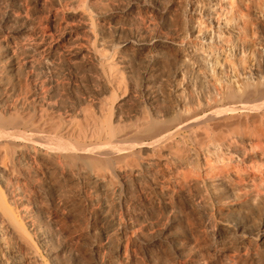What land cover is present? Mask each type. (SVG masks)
<instances>
[{"label": "rangeland", "instance_id": "rangeland-1", "mask_svg": "<svg viewBox=\"0 0 264 264\" xmlns=\"http://www.w3.org/2000/svg\"><path fill=\"white\" fill-rule=\"evenodd\" d=\"M126 2L127 0H0V34L2 33L1 35H3L0 44L3 49L2 51L8 57L9 63L14 66L13 69L19 75V77L16 74L11 75L13 78L12 82L19 85L18 99H26L35 92L42 93L46 90L55 91L58 94L57 103L59 102L64 107L69 103L76 105L78 98L86 97L84 100L87 108H90L92 112H96V95L94 94L105 91L104 93L107 99L105 101L109 106V118L113 117L112 115L114 114L111 113L115 112L116 106L123 101V110L126 113L132 112L137 107L142 106L152 119L156 118L157 120L165 122L168 120L171 121L180 112L181 115H186L187 111L188 116L190 110H194L196 107L204 108L207 103H211L210 100H213L212 96L218 99L220 98L225 81L228 82L230 80L233 85L239 88L241 81L246 75L252 73L255 68L260 69L264 66V0H140V3H137L134 7L135 9L131 11L126 10ZM155 2L158 3L156 4ZM81 13L88 14L91 17V20L87 24L88 28L91 27L92 32H89L91 38L94 35L99 37L102 29L106 28L107 30L105 32L109 36L108 40L113 41L119 35L124 36L126 34L125 31L121 33L116 32L115 24L122 25L124 22H130L133 24V29L142 37L148 38L154 36L155 38H165L168 44L166 46H162L161 44L155 45L151 49L152 53L136 48L138 50L134 51L135 55L133 53L132 56V73H126L119 71L121 68L117 65L119 64L117 63L119 61L118 58L123 55L124 49L121 48L122 51L120 50V47L115 43L116 39L113 41L115 44L112 43L110 45L109 41L104 42L101 39L93 40V37L92 41L94 43L92 42V44L94 45L92 46H95L97 49L100 47L99 50L102 53L108 48L107 52L104 53L107 58H103L106 73L103 77L104 79H102L99 76L96 66H93V61L89 59L90 54L87 55V51L91 50V45L86 40L89 37L88 33L82 32L81 26L85 24L79 18L72 22L73 14L79 15ZM7 19L17 26L16 29L6 31L7 29L3 26ZM87 27L85 25V28ZM5 37H8V39ZM74 38H77L76 41ZM76 52H84L85 54H78ZM150 53L152 55H149ZM146 54H148V57H145ZM148 62L154 65L156 69L155 74L161 80L158 82V106L160 109L158 116L150 108L149 100L143 90V84L145 82L142 72ZM115 63L116 65H114ZM113 65L116 68L118 67V70L114 69ZM114 72L117 75H114ZM108 73H111V75ZM106 87L109 88L108 91H106ZM213 93L214 95H212ZM254 101L253 103H256L260 100ZM86 104L84 107H86ZM197 108L196 110L199 109ZM260 109L262 110L261 114L264 115V106H261ZM242 111L243 114L246 113L245 115L249 114V110H239L238 112L242 114ZM65 112L63 109L61 114L64 115ZM191 113L193 111L190 112V115ZM202 117H204V114H201ZM204 118V121L200 125L197 124L187 127V129L186 127H182V130L178 131L180 134L175 132L174 137L172 136L173 140H175V145L181 142L179 144L186 146L195 155V160L193 162L190 160L188 166H186V169L189 167L188 170H190V178L188 181L191 182H188L187 185L183 184L181 176L183 169L178 167V163L173 158V155L171 154L169 156L166 152L160 151L164 144H161L162 140L159 141L160 143L155 142L152 145L151 143L149 144L148 156L143 152L142 148L136 147V155L137 157H141L138 158L140 162H146L151 158L155 159V157L158 158L161 156L158 153L162 154L161 157L166 156L164 157L165 162L163 160L160 169L164 174L166 173L165 179L167 177L168 180L166 181H169L167 190L171 192L168 195V200L165 201L175 207V214L179 217L177 225L180 226V230L187 233L185 240L188 243V258L179 261V258L173 254L172 246L165 241L157 242L153 244L155 247L152 245L149 248L154 249L156 252L158 251V253L160 252V257L162 256L161 260L168 261L171 259V262L174 264H185L187 260L186 264H264V244H262L259 238L260 236H254L258 242L256 245L247 246L245 249L241 248L242 250L240 249V252L235 253V256H233V253L227 255L224 262L220 260L222 258H219V248L224 247L226 242L218 234V224L216 223H219L225 215L220 214V208L218 205L216 206L215 200L212 197V189H209L211 180L217 176L223 175L225 177L227 176L226 178L230 181L233 180L232 183L236 187H239V202L241 201L247 204L248 209L242 214L243 220L250 227L264 226V133H259V130L264 132V125H262L264 124V116L255 121L249 119L247 116L245 125L243 122V125L240 124L238 126L239 129L237 128L239 123H237L230 126L222 124V127H218L220 130L215 128L214 121H209L206 117ZM248 119L251 122H248ZM255 123L258 125L261 124L259 130H256V126L258 125ZM207 125L210 128L209 130L206 127ZM246 125L248 128L246 127L247 129L244 131L242 128ZM248 125H251L250 128ZM193 127L195 130H193ZM225 127L230 128L227 131H231V133L223 131ZM211 128H214L213 130L216 129L215 131L218 130L217 132L220 134L223 131L222 136L218 135ZM222 128L223 130H221ZM240 128L242 129L241 132H239L241 130ZM191 129L194 133L197 130H203L204 133L209 134L208 139L210 138L209 141L211 140V142L207 141L210 147H208L209 144L207 141L204 143L205 145H202V148L196 145L195 140H193L194 138H192V136L194 137V133L191 135ZM233 130L238 133L243 132L242 136H245L244 134L246 133L244 132H247L249 136L253 130L254 132L257 131L255 134L258 133L262 136V143L257 147L252 145L253 142H249L250 140L248 141L249 144L247 141L241 144L239 141V136L241 135L238 133H236L238 135L236 137V134H233L235 138L230 137ZM209 131L213 132L210 134ZM226 132L229 138L226 137ZM254 132L251 135L252 138L255 135ZM212 134L215 136L218 135L219 137L213 135L214 137L211 138ZM178 135L183 136L179 137ZM223 135L226 137V140ZM213 140L218 141V144L214 145L215 142ZM221 142L224 144L226 142V146L221 145ZM231 142L233 145L238 144V142L240 143L238 146L241 147V153L243 155L233 153L228 148L225 149L227 144H232ZM234 142L237 143L235 144ZM204 147L207 148V152H205ZM218 148L219 150H217ZM212 152L215 153L213 154ZM154 170H157V168H154ZM113 175V184L121 188V195L127 196L128 198L126 197V201H120L113 196L107 199L108 202L104 200L102 203L103 207L101 205L100 211L108 218L107 224L104 223V227L114 225L118 228V231L116 230L117 232H115L116 238L114 237L111 247L117 248L118 244H124L127 248H137V251L141 248L139 251L141 256L139 255L140 259L138 261L144 262L146 256L143 254V251L148 246L136 241V235H133L134 238L128 230L127 234L126 226H128L131 220L137 219V215L141 210L145 214L147 213L148 218H154L158 221L161 220L159 227L167 224L173 216L169 215V219H164V205L158 202L159 199L157 198L159 197L157 196L156 190H153L146 180H140L139 183L141 184L138 185V178L131 177L130 180L128 179L129 182L124 183V179L119 174L114 173ZM73 186L70 184L68 187L71 193L69 192L70 202L68 205L70 209L67 210L72 213L71 218L68 220V227L69 229L72 228L71 232L73 235L77 232V235L74 236L78 244H80L78 247L84 249L88 248L86 246L90 233L87 226L88 224L90 226V221L88 222L89 217L85 213V208L79 203L81 202V195H79L80 197L76 195L78 192L73 189ZM204 188L206 189L203 190ZM221 189L228 194L226 185H222ZM204 191H206L205 195L211 198L212 216L209 215V218L201 209L195 208V206L202 203V200L197 197V194ZM73 195L75 198H73ZM77 202L81 205V210L79 209L80 213L78 210L75 211L78 205ZM228 203L230 204V201ZM237 203L236 206H238ZM71 205H74V211ZM236 206L235 208L238 209ZM74 213L77 216L73 215ZM99 221L95 223V228L98 233L99 229L103 226V223ZM121 224L123 226H120ZM122 228L123 230H121ZM159 229L148 223L146 226V234L149 237L155 236L159 233ZM77 236L80 238H77ZM232 239L237 242L236 237L233 236ZM234 241L233 243H236Z\"/></svg>", "mask_w": 264, "mask_h": 264}, {"label": "bare ground", "instance_id": "bare-ground-1", "mask_svg": "<svg viewBox=\"0 0 264 264\" xmlns=\"http://www.w3.org/2000/svg\"><path fill=\"white\" fill-rule=\"evenodd\" d=\"M137 3H140V0H127L126 10L131 11L135 9L134 7ZM155 3L157 4L158 2ZM77 18H79L80 21L82 20L81 22L85 24L86 27L91 20L90 15L81 13L79 15L73 14L72 22L76 21ZM85 25L81 26L82 32L88 33L89 37L86 40L89 45H91L90 49L92 50L87 51L88 53L86 52L87 55L90 54V58L87 55L85 56L93 61V66H96L98 69L99 76L104 79L103 77L105 76L106 70L103 65V58L106 57L104 53L107 52L108 48H105L106 51L102 53V51L99 50L100 47L97 49L95 46H92L94 45L92 44V38L94 37L93 40L101 39V41L108 42L109 36L105 32L107 29L103 28L99 33V37L94 35L91 38L89 35V32H92L91 27H87V29ZM115 25L116 32H126L124 36L119 35L117 39L115 38V43L120 47V50L121 48L124 49L123 55L118 58L119 61L117 62L119 63L117 65L121 68L119 71L132 73V56L134 51L138 50L136 48L151 52V49L155 45L161 44L162 46H166V44H168L165 38H155L154 36L148 38L142 37L133 29V24L130 22H124L122 25ZM3 27L8 31L9 29H16L17 26L7 19ZM1 34L0 41L3 36ZM5 38L8 39V37ZM113 41H109L110 45ZM134 48L135 50H133ZM2 50L0 44V264H174L171 262V259H169L170 261L161 260L162 256L160 257V252L158 253V251L156 252L154 249L149 248L160 241H165L172 246L173 254L179 258V261L187 259L188 243L185 240L187 238V233L180 230V226L177 225L179 217L175 214V207L165 201L168 200V195H170L171 192L167 190L169 181H166L168 180L167 177L165 179L166 173L164 174L160 169L164 157L166 156L163 154L164 157H161L162 154L158 153L159 156L161 155L160 157H155V159H149V157V160L146 162H140V159H138L140 156L137 157L136 155V147L142 148L143 152L148 156L149 144L151 143L152 145V143L162 140L161 144H164L160 151L166 152L169 156L171 154L173 155V158L178 163V167L183 169L181 175L183 184L187 185L189 182L188 179L190 178V170H188L189 167L186 169V166H188L190 160H192V162L195 160V155L191 150L187 149L186 146L179 144L181 142H176L178 144L175 145V140H173L172 136L175 132L180 134L178 131H181L182 127H186L187 129V127L197 124L200 125V123L204 121V117L209 121H214L216 129H218L219 126L222 127V124L230 126L239 123L237 125L238 128L240 124L245 125L247 116L254 121L261 119L262 116H264L261 114L262 110L260 109L261 106H264V66L260 69L255 68L252 73L246 75L241 81V85L239 84V88L233 85L230 80L228 81L230 83L226 81L224 84L222 83L223 88L221 87L222 91L220 93L221 96L219 95L220 98L218 99L212 96L213 100L211 99V103H207L204 108L200 107V109L198 107L199 110L196 107L198 109L196 110V108L194 109L192 107L196 111L190 110V112L193 111L191 115L190 112H188L189 115L187 116V111L186 115H181L180 112V114L174 119H171V121L162 122L156 118L152 119L142 106L137 107L132 112L126 113L123 110V101L116 106L115 112L111 113L114 114L112 115L113 117L109 118V106L105 101V91L94 94L96 95V97L94 96L96 99V112H92L90 108H87V104L84 100L86 97L78 98V103L76 105L69 103L64 107V105L59 104V102L57 103L58 94L55 91L41 90L43 91L42 93L35 92L26 99H18L19 85L12 82L13 78L11 75L16 74L18 77L19 75L15 72V69H13L14 66L9 63L8 57ZM130 51L132 52L130 53ZM76 53L82 54L84 52ZM151 53L149 55H152ZM182 53H180V55ZM147 55L148 54H146L145 57ZM114 65H116V63ZM117 68L114 66V69ZM110 70H112V68H110ZM115 72L114 75H117ZM142 73L145 82V84H143L144 93L149 100L150 108L153 113L158 116L160 113L158 106V82L161 80L159 76L155 74L156 69L150 62L145 66ZM109 75H111V73ZM18 77L17 80L19 81ZM108 87L105 88L107 89L106 91H108ZM212 95H214V93ZM252 99L260 101L253 103ZM85 104L86 107H84ZM203 105H205V103H203ZM226 105L228 106L225 107ZM63 109L64 112L66 111L64 115L61 114ZM239 110H249L250 112L248 111L249 114L247 113L248 115H245L246 113L243 114V111L242 114L239 113ZM201 114H204V117H202L203 120ZM249 119L248 122H251ZM205 122L207 121L205 120ZM260 125L256 126V130H259ZM248 126L250 128L251 125ZM206 127L208 130L210 129L208 125ZM246 127L247 125L244 126L245 129L241 128L246 131L248 128ZM225 128L221 130L227 131L230 129ZM242 129L239 132H241ZM193 130H195L194 127ZM215 130L213 131L222 136L223 131L220 134L217 132L220 129L217 131ZM235 130H233L232 135L230 134V137H234L233 134L235 135L238 133ZM251 130L250 132H252ZM202 131L197 130L195 133L193 131L191 132V135L194 133V137L192 136V138H194L193 140H195L196 145H199L201 148L203 147L202 145L210 139H208L209 134L207 135ZM213 131H209L210 134ZM227 132L231 133V131ZM227 132L225 134L226 137H228ZM242 133H238L241 135L239 136L241 144L250 140L249 142L252 141V145L255 147L261 145L263 138L260 134L264 133L262 130H259L260 134H255L253 138L251 135L248 136L247 132H244L246 133L244 134L245 136H242ZM214 134L211 135V138L215 136ZM236 136L238 135L236 134L235 137ZM223 137L225 136L223 135ZM226 137L224 138L225 140ZM213 141L212 143L215 142L214 145L218 144V141ZM209 142H211V140ZM222 143L223 142L220 144L226 146V142L225 144ZM234 143L236 144L237 142ZM240 143L238 142V144ZM238 144H227L225 149L228 148V150L230 149L233 153L242 154L241 147H239ZM208 147H210V144ZM219 148L217 150H219ZM131 149L133 150L131 151ZM205 150V152H207V148H205ZM212 153L214 154L215 152ZM244 153L246 154V152ZM151 157L154 158L153 155ZM154 168H157V170H154ZM114 173L119 174L124 179V183L129 182L128 179L130 180L131 177L138 178V185L141 184L139 183L140 180H146L153 190H156L157 196L159 197H156L159 199L158 202L164 205V219H169V215L173 216L172 219H169L168 223L163 227L161 226V228L159 227L161 220L158 221L154 218H148L146 215L147 213L145 214V212L141 210L137 215V219L134 218L135 220H131L128 226H126L125 229L127 234L128 231L132 233V236L135 234L136 241L148 246L145 250L142 249L144 250L143 254L146 256L144 262L138 261V259H140L139 251L141 248L137 251V248H127L124 244H118L117 248H112L111 245L118 228L114 225L104 227V223L108 221L107 216L100 211L104 200L107 201V199L113 196L120 201L127 200V196L121 195V188L113 184L112 176H114ZM226 177L223 175L217 176L213 178L209 184V189H212L213 200H215L216 206L218 205L220 208V214L225 215L219 223H216L218 224V234L226 242L224 247L219 248V258H222L220 260L223 262L227 255L233 253V256H235L234 254L240 252L239 250L241 248L245 249L247 246L256 245L258 243L255 239L256 236H260L259 238L262 244H264V226L250 227L247 225L246 221L243 220L242 214L247 211V204L241 201L239 202V187H236V185L232 183L233 180L230 181ZM70 184L74 185L73 189L79 193L76 194L74 191L75 194L78 195V197L81 195V202H78L85 208V213H87L89 217V220L87 219L88 217L86 220H88V222L90 221V226L89 224L87 226L90 233L88 241L86 240V247L88 248L84 249L78 247L80 244H78L74 236L77 235V232L73 235L71 232L72 228L69 229L68 227V220L71 218L72 214L67 210L70 209L68 206L71 193V191L68 190ZM222 185H226L228 194L221 189ZM198 188L200 187L198 186ZM205 189L206 188L203 190ZM205 192L206 191L197 192L198 194L196 193L197 197L202 200V203L200 204L201 206L197 205L195 208L201 209L209 218L212 210L211 198L206 196ZM73 198H75L74 195ZM229 201L231 205L228 203ZM79 203L75 208V211L78 210V212L81 207ZM172 203H174V201H172ZM236 203L238 206H236ZM73 206L71 207L72 210ZM235 206L238 207L239 211ZM73 215H75V213ZM98 220L103 223V226L99 229V233L95 228V223H97ZM148 223H150L151 226L160 228L157 235L152 237L147 236L146 226ZM120 226L123 225L121 224ZM121 230H123V228ZM233 236L237 238V242L232 239ZM77 238L80 237L77 236ZM232 240L236 243H233Z\"/></svg>", "mask_w": 264, "mask_h": 264}]
</instances>
